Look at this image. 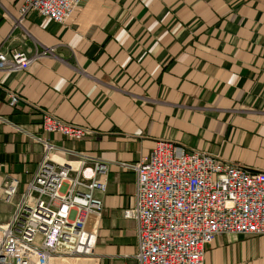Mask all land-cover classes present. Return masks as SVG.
Returning <instances> with one entry per match:
<instances>
[{"label":"crops","instance_id":"crops-1","mask_svg":"<svg viewBox=\"0 0 264 264\" xmlns=\"http://www.w3.org/2000/svg\"><path fill=\"white\" fill-rule=\"evenodd\" d=\"M24 0H0V52L36 60L27 71L0 72V184L20 193L43 156L42 137L59 163L76 154L108 165L97 236L86 264H137L130 167L157 142L211 153L264 173V0H85L64 25L36 14L17 24ZM9 92L23 100L14 108ZM44 112L95 134L81 141L42 130ZM11 207L0 205V220ZM205 264H264V236L218 237Z\"/></svg>","mask_w":264,"mask_h":264},{"label":"built area","instance_id":"built-area-1","mask_svg":"<svg viewBox=\"0 0 264 264\" xmlns=\"http://www.w3.org/2000/svg\"><path fill=\"white\" fill-rule=\"evenodd\" d=\"M84 1L24 0L17 24L36 14L64 25ZM50 51L10 58L0 52V72L27 71ZM22 100L9 92L11 107ZM41 127L74 141L95 134L48 112ZM34 140L43 156L24 191L15 178L0 184V205L11 207L0 220V264H86L94 258L97 236L86 230L85 218L102 215L96 193L107 191L108 165L87 154H76V165L59 163L53 143ZM124 167L136 174L134 206L122 215L136 223L137 264H205L207 247L220 236H264V173L168 141Z\"/></svg>","mask_w":264,"mask_h":264}]
</instances>
